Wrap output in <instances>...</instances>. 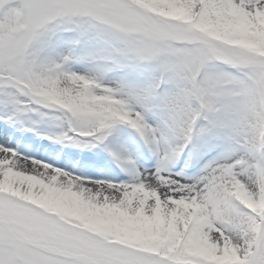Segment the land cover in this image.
Returning a JSON list of instances; mask_svg holds the SVG:
<instances>
[{"label":"snow or ice","instance_id":"1","mask_svg":"<svg viewBox=\"0 0 264 264\" xmlns=\"http://www.w3.org/2000/svg\"><path fill=\"white\" fill-rule=\"evenodd\" d=\"M0 120L119 169L0 136V264H264V0H0Z\"/></svg>","mask_w":264,"mask_h":264},{"label":"bare ground","instance_id":"2","mask_svg":"<svg viewBox=\"0 0 264 264\" xmlns=\"http://www.w3.org/2000/svg\"><path fill=\"white\" fill-rule=\"evenodd\" d=\"M0 136H6L8 143L18 147L21 152L31 154L37 159L40 156L49 163L54 162L57 166L65 167L68 170L75 171L77 174L86 175V170H93V172L89 173L90 175L103 176L110 174V170L113 168L119 171L108 153L100 148L82 149L68 144L41 142L34 133L24 131L19 125L7 124L4 120H0ZM75 153H79L83 158L81 156L76 157ZM107 161L110 163L108 166H106ZM96 165L102 167L97 173L94 170Z\"/></svg>","mask_w":264,"mask_h":264},{"label":"rangeland","instance_id":"3","mask_svg":"<svg viewBox=\"0 0 264 264\" xmlns=\"http://www.w3.org/2000/svg\"><path fill=\"white\" fill-rule=\"evenodd\" d=\"M1 123H2V121H1ZM31 133H32V132H31ZM37 137H40V136L37 135ZM50 142H51V141H50ZM74 155H75L76 157H77V156H79V157L81 156V157L83 158V156L80 155L79 153H75ZM74 155H73V157L75 158ZM85 157H86V156H85ZM85 157H84V158H85ZM38 159H42V158L39 156ZM76 160H77V159H76ZM76 160H75V161H76ZM110 162H111V161H110ZM108 165H110L109 161H107V163H106V166H108ZM101 168H102V167H100V165H96V169H94V170H96V173H97V172H99V170H100ZM85 172H86V173H85L86 175H90L89 173L93 172V170H86ZM96 177H99V176L96 175Z\"/></svg>","mask_w":264,"mask_h":264}]
</instances>
